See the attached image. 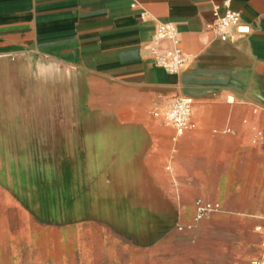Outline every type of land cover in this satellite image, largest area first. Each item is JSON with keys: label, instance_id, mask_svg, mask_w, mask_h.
<instances>
[{"label": "crops", "instance_id": "crops-1", "mask_svg": "<svg viewBox=\"0 0 264 264\" xmlns=\"http://www.w3.org/2000/svg\"><path fill=\"white\" fill-rule=\"evenodd\" d=\"M226 8L247 33L221 40L208 29ZM158 21L177 27L189 56L178 73L148 58ZM31 80L43 83L47 138L61 122L66 128L67 89L82 80L112 118L91 140L70 220L64 190L63 211L36 218L38 173L1 142L45 138L32 132ZM178 95L192 99L194 127L173 140L153 110ZM257 131L264 134V0H0V264H250L264 250ZM196 198L222 211L179 231Z\"/></svg>", "mask_w": 264, "mask_h": 264}, {"label": "rangeland", "instance_id": "rangeland-1", "mask_svg": "<svg viewBox=\"0 0 264 264\" xmlns=\"http://www.w3.org/2000/svg\"><path fill=\"white\" fill-rule=\"evenodd\" d=\"M42 89V81H30V90H33V96L30 98V110H32L30 116L37 118L30 122L37 127L32 132L44 133L45 138L36 140L7 138L1 142L6 144V147L16 150L23 164L29 163L38 173L36 192L30 194V203L35 207L36 218L47 222L57 217V213L63 211L57 210V207L58 201L64 196V190L66 191L65 199L68 202L66 217L70 220L73 218L74 209L70 207L69 202L76 198L78 193L76 186L80 184V179L85 180V171L88 168L92 151L91 140L97 132L105 131L106 123L112 121V118L102 112V100L93 95L90 83L82 80L78 82L77 90L74 91L70 87L67 89L66 113L64 114L66 128H62L61 122V128H52L50 137L47 138L48 130L43 128L46 123L42 121L45 100L42 96ZM54 104L58 110L59 97L55 99ZM52 114L57 122L63 115L58 111ZM3 131L11 134L16 130L9 124Z\"/></svg>", "mask_w": 264, "mask_h": 264}, {"label": "built area", "instance_id": "built-area-1", "mask_svg": "<svg viewBox=\"0 0 264 264\" xmlns=\"http://www.w3.org/2000/svg\"><path fill=\"white\" fill-rule=\"evenodd\" d=\"M208 29L221 40L233 39L249 31L247 25L240 21L239 13L226 8L222 14L216 13L208 24ZM147 55L151 63L170 74L178 73L188 62L189 56L184 53L180 43L177 27L172 23L156 22L153 36L147 47ZM162 112L164 120L174 129L173 140H176L186 130L194 127L191 118L192 99L186 96H174L160 108L153 110L154 114ZM253 141L264 142V134L257 131ZM222 211L218 202L194 200V215L190 222L178 224L179 231L193 230L201 220L211 218ZM264 236V228L261 229ZM264 247V242L261 244ZM250 264H264V250Z\"/></svg>", "mask_w": 264, "mask_h": 264}]
</instances>
